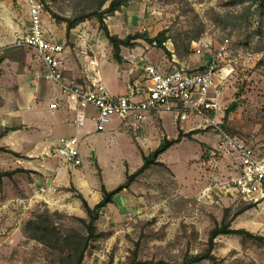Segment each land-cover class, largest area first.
Segmentation results:
<instances>
[{"label": "rangeland", "instance_id": "rangeland-1", "mask_svg": "<svg viewBox=\"0 0 264 264\" xmlns=\"http://www.w3.org/2000/svg\"><path fill=\"white\" fill-rule=\"evenodd\" d=\"M40 1L47 29L49 21L65 25L66 60L80 75L86 63L85 52L94 56L98 49L102 48L107 53L110 48L112 57V46L96 17L86 19L68 32L66 22H59L51 13L73 17L91 10L99 0ZM248 6V1L241 0H129L115 14L106 15L105 22L111 33L123 37L136 32L153 37L161 30H167L168 38L164 45L171 55L164 48L153 46L144 39H138L133 47L124 48V55L127 56L124 67L135 68L133 75L142 71L146 61L167 69L174 66L202 69L219 45L228 41L230 60L225 65L230 73L221 87L224 116L220 128L230 134L235 132L253 147L264 148V50L260 49L263 40L257 33L259 27H264V11L255 5L248 10ZM29 10V0H0V55H5L0 64V78L6 74L0 79V103L6 101L1 94L3 88L10 99L11 91L18 86L15 78L13 82V76L20 77L34 70H39V76H42L44 63L35 51L17 45L29 25ZM245 11L249 15L247 19H242L240 15ZM189 36L196 37L186 54L183 41H187ZM177 46H180L183 56L179 55ZM103 70L111 93L125 90L124 79L117 76L114 69L104 67ZM231 105L235 108L231 109ZM94 111L95 108L88 110ZM162 112L166 132L170 137H176L174 114ZM3 114L7 115L6 112ZM176 122L181 129V122ZM200 122L201 117L194 115L184 120L183 123L195 127L198 132L192 137H184L163 154V161L173 162L174 168L154 166L146 170L136 180L138 184L137 191L132 194L133 203L125 208L113 207L102 212L97 225L106 234L92 241L83 264H123L136 248L140 259L181 263L187 252L198 253L206 249L209 233L217 223L222 222L226 208L231 209L232 216L246 204L226 194L222 188V182H230L236 175V169L234 158L225 157L219 150L221 131L204 122L199 126ZM159 128L161 120L157 118L147 132L142 131L143 127L135 129L128 125L127 132L119 136V149L127 150L132 166L135 165V150L139 148L136 137L145 150L156 148V143L161 140ZM107 138L105 144L110 140ZM53 151L52 155L48 153L44 156L53 159ZM1 154L5 156V163L0 169L15 166L12 152L5 150ZM44 156L40 159L44 160ZM91 159L84 157V163ZM210 159L211 163H208ZM177 173L184 182L183 186L179 185ZM95 174L101 181L98 169ZM9 178L14 179L12 176ZM208 186L211 188L203 197V191ZM62 189L68 190L66 187ZM60 201L64 204L57 208V204L49 206L47 202H39L33 213L45 207L51 211L59 210L65 214L62 217L65 224L82 229L78 217L87 218V213L75 192L71 191ZM22 216L24 226L30 218ZM232 227L245 228L264 236V202L253 203L251 208L234 217ZM14 239L11 242L13 251L3 252L0 264H60L58 256L40 242L26 237L24 230L16 232ZM216 241L213 252L226 263L239 259L245 263L264 264V242L250 239L243 244L236 234L219 235ZM195 264L214 263L206 259Z\"/></svg>", "mask_w": 264, "mask_h": 264}, {"label": "crops", "instance_id": "crops-1", "mask_svg": "<svg viewBox=\"0 0 264 264\" xmlns=\"http://www.w3.org/2000/svg\"><path fill=\"white\" fill-rule=\"evenodd\" d=\"M47 25L49 28L47 29L48 34L55 40L66 44L67 32L65 25H59L56 22L50 21ZM119 36L123 37L122 35ZM124 48L127 49V47L124 46L122 48V54L125 58L122 64L117 63L113 57H111L110 48H108L107 53L104 49L100 48L98 49V53L102 52V55H98V53L94 55L98 59L99 76L108 89L109 87L103 70L104 67L114 69L117 76L125 81V90L117 93L114 92L113 94L124 93L126 91L127 84L136 70L133 67H124V65L127 64V56L124 55ZM61 56L67 68V72L69 73V71H72L69 75L80 76V72L74 70V68L68 64L66 60V48ZM42 68V76H39V70H34L33 73H24L20 77L13 76V82L15 78V82L18 86L17 88H13V91L10 93L12 102H10L9 96L4 94L5 88H3L1 93L4 98L6 97V101L3 100L0 103L1 130L5 126H14L17 128L0 137V146L9 148L19 153V155L13 153L14 159L12 160L15 162L14 167L11 169L1 168L0 170H13L16 168H23L25 170L21 171L22 175H20V172L13 174V180H11L9 176H4L0 183L1 258L3 257V252L7 250L13 251L14 245H12L11 242L15 240V233L20 231V229L24 230L22 215L27 216V218H33L34 207H36L39 202H47L49 206L57 204L56 208L60 207L64 204V202L60 200L71 193L70 190H63L62 188L74 186L85 196L89 204L94 206L102 198V184H105L108 190L115 188L125 180L127 169L133 172L143 164L141 150L148 154L155 149L150 148L148 151L145 150L144 146L140 144L139 138L136 137L139 148L135 150V165L132 166L129 155H127V150L119 149L121 146L118 143L119 136L127 132V122L120 117H114L113 120L106 125L104 130H98V112L97 110L96 112H88L89 109L95 108L93 106H88L86 108L87 119L84 125L78 126L74 122V114L69 111L60 88L44 80V64ZM5 76L6 74H3L0 79ZM54 101H59V105L55 108H51L49 104ZM5 112L7 115L4 116L3 113ZM163 115L164 112H153L150 114L147 119L141 123L140 127H143L142 131L147 132L150 127H153L156 119L159 118L161 120V128H159L160 139L162 140L164 136L175 138V136L170 137L166 132L163 123ZM174 119L177 127V137L179 126L176 122L175 115ZM180 122V128L184 132H188L195 128L193 126H187L183 121ZM70 135H77L80 138L83 154L82 164L76 166L62 165L60 159L56 155L53 154V159L44 156L48 153L52 155V150L57 145L60 137ZM106 136L109 137L107 139L111 140H107L108 144H105ZM99 138L102 140H99ZM161 140H158L156 146L160 144ZM2 151L5 150H0V166L5 163V156L1 154ZM110 153L112 154L111 157L109 156ZM163 154L159 157L161 161H163ZM40 156H44V160H41ZM84 157L92 159L84 163ZM96 162L101 167V181L95 174L97 169ZM163 162H165L167 166L174 168L173 162ZM207 162L211 163V159L207 160ZM116 163L118 165L114 166ZM176 175L179 185L183 186L182 183L184 182H182L181 177L178 173ZM137 184L138 181H135L130 185L129 189H123L116 194L114 202L109 203L104 210H111L113 207L121 209L133 203L134 197L132 194L137 191ZM117 196H119V198Z\"/></svg>", "mask_w": 264, "mask_h": 264}, {"label": "built area", "instance_id": "built-area-1", "mask_svg": "<svg viewBox=\"0 0 264 264\" xmlns=\"http://www.w3.org/2000/svg\"><path fill=\"white\" fill-rule=\"evenodd\" d=\"M30 18L25 34L17 45L32 49L45 65L44 79L60 88L67 107L74 114V122L84 125L86 108H96L97 129L104 130L114 117L139 129L141 122L153 112L168 111L176 120L200 116L202 122L221 131L219 150L225 157L234 158L236 175L230 182H222L226 194L249 203L264 202V148L253 147L237 135L220 128L224 116L221 104V87L230 70L225 65L230 59L228 41L219 45L202 69L174 66L167 69L146 61L142 71L133 75L124 93L113 94L103 83L98 71V59L85 52V65L80 76H69L62 60L65 43L48 34L43 18V3L29 0ZM59 101L49 104L51 108ZM62 165L76 166L83 163L81 141L77 135L62 136L53 149ZM203 191V197L210 190Z\"/></svg>", "mask_w": 264, "mask_h": 264}, {"label": "trees", "instance_id": "trees-1", "mask_svg": "<svg viewBox=\"0 0 264 264\" xmlns=\"http://www.w3.org/2000/svg\"><path fill=\"white\" fill-rule=\"evenodd\" d=\"M244 1L249 2V6L247 7L248 10H250L251 7L255 5L257 9L264 11V0H241V2ZM128 2L129 0H99L97 5L94 6L91 10L83 11L73 17H62L53 11H51V13L59 22H66L68 32L86 19L96 17L99 20L100 26L104 30L112 46V57L119 64H122L125 61V58L122 55V47H133L137 44L136 42L138 39H144L146 42L153 46L162 47L171 55V52L168 51L164 45V42L168 38L166 29L161 30L156 36L153 37L143 32L128 34L125 37H120L118 34L111 33L108 25L105 22L106 15L115 14L116 11L121 10V8L128 4ZM248 15V12L245 11L240 15V17L242 19H247ZM257 33L263 40V45L260 49L264 50V27H259L257 29ZM195 37L196 36H189L187 41H183L184 53L188 54L190 52V44ZM177 51L180 56H183V54L180 52V46H177ZM4 59L5 55H0V64L4 61ZM230 108L233 109L235 108V106L231 105ZM16 128L17 127L14 126H5L0 131V137ZM197 132V129H193L188 132H184L182 129H179L177 137L169 138L167 136H164L160 144L148 154L141 150L143 164L133 172H130L127 169L125 180L111 190H108L105 184H102V198L94 206H91L89 204L88 200L77 188H75L74 186H71L70 188L66 187L68 188V190L75 192L76 196L82 202L83 209L87 213V218L78 217V220L82 223V229L65 224L62 221V217L65 214L61 211H51L49 208L45 207L44 209L33 213V218H30L25 222L24 232L26 237L40 242L46 248L51 250L56 256H58L60 264H83L84 257L92 241L97 240L99 237L106 234L104 231H100L98 229L97 221L99 220L105 207H107L109 203L114 202L115 195L121 192L123 189H129L130 185L134 181H136L137 178L141 176L146 170L154 166L168 167L165 162L159 160L160 155L174 144L180 142L184 137H192L193 134ZM232 135H235V132H233ZM0 150H9L15 155H19V153L4 146H0ZM96 167L101 173V167L97 162ZM21 171L25 170L23 168H16L13 170H0V183L2 182L4 176L11 177L16 172ZM252 205L253 203L244 204L242 207L236 210L232 216H230L231 209L226 208L222 222L217 223L209 233V239L206 249L198 253L187 252L182 262L175 264H195L206 259L210 260L214 264H250L245 263V261L239 259H236L233 263H226L224 259H221L217 255H215L213 251L217 244L216 238L222 234L239 235L243 244L246 242V240L250 239L264 242V236L262 235L255 234L245 228L232 227V221L234 217L251 208ZM123 264L172 263L164 260L153 261L140 259L138 258V251L136 248L132 251L131 256L129 257L127 262Z\"/></svg>", "mask_w": 264, "mask_h": 264}]
</instances>
